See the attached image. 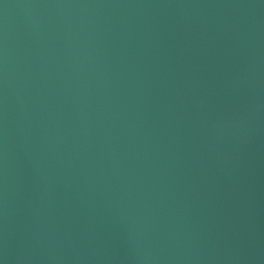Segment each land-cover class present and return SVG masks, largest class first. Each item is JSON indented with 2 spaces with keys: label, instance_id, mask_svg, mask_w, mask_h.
Segmentation results:
<instances>
[{
  "label": "water",
  "instance_id": "95a60500",
  "mask_svg": "<svg viewBox=\"0 0 264 264\" xmlns=\"http://www.w3.org/2000/svg\"><path fill=\"white\" fill-rule=\"evenodd\" d=\"M0 264H264V0H0Z\"/></svg>",
  "mask_w": 264,
  "mask_h": 264
}]
</instances>
